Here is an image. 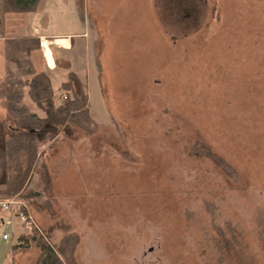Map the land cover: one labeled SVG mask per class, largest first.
<instances>
[{
    "label": "rangeland",
    "instance_id": "374dc122",
    "mask_svg": "<svg viewBox=\"0 0 264 264\" xmlns=\"http://www.w3.org/2000/svg\"><path fill=\"white\" fill-rule=\"evenodd\" d=\"M76 2L98 125L68 124L10 199L55 250L76 235L75 264H264V0ZM27 230L0 207V256Z\"/></svg>",
    "mask_w": 264,
    "mask_h": 264
},
{
    "label": "trees",
    "instance_id": "16d2710c",
    "mask_svg": "<svg viewBox=\"0 0 264 264\" xmlns=\"http://www.w3.org/2000/svg\"><path fill=\"white\" fill-rule=\"evenodd\" d=\"M38 1L2 0V12L33 13ZM39 49L38 37L12 38L4 44L5 75L0 80V104L6 110L5 168L8 183L0 193H5L6 199L21 191L37 157L42 156V148L52 145L59 133L67 130L68 124L87 132L98 125L89 113L85 85L74 73L71 72L61 85L66 100L55 101L48 75L37 72L32 62V51ZM25 95L43 112V116L26 104ZM23 225L28 230L20 234L18 243L11 246L12 253L36 246L39 253L32 264H75L76 235L65 237L55 250L31 221L23 222Z\"/></svg>",
    "mask_w": 264,
    "mask_h": 264
},
{
    "label": "crops",
    "instance_id": "0c3cea01",
    "mask_svg": "<svg viewBox=\"0 0 264 264\" xmlns=\"http://www.w3.org/2000/svg\"><path fill=\"white\" fill-rule=\"evenodd\" d=\"M22 15H27V18L22 17ZM89 36L88 25L78 12L76 0H39L35 11L29 14L3 13L2 0H0V80L5 75V57L3 52L5 41L20 37H38L40 49L32 51V62L37 72L43 71L48 75L55 101L58 102L60 100L61 94H66L61 85L68 80L71 72L81 82L85 83L88 98V76L86 73L85 75L83 74V68L85 67V70L88 69L89 71L93 69V77L96 71L95 64L91 58ZM44 43L48 46L51 63L44 51ZM54 83L58 85L59 93L54 90ZM28 99H30L29 96ZM87 105L89 109V98ZM31 109L43 116V112L39 109L34 107ZM5 121L6 110L0 104V190L3 189L5 184V181L1 179L5 171ZM0 200H5L2 198L1 193ZM20 234L12 245L18 243ZM25 252L30 253V251L12 253L8 250L4 257L0 256V264H20V256ZM32 253H30L31 258L28 259V264H31L34 259V254L32 255Z\"/></svg>",
    "mask_w": 264,
    "mask_h": 264
},
{
    "label": "built area",
    "instance_id": "2783aa9c",
    "mask_svg": "<svg viewBox=\"0 0 264 264\" xmlns=\"http://www.w3.org/2000/svg\"><path fill=\"white\" fill-rule=\"evenodd\" d=\"M66 98H67L66 94H62L61 99L66 100ZM0 207L8 211H13L19 217L22 223L27 221H31L33 223V219L31 218V214L29 213L26 205L20 203L18 200H15L14 198L7 200H0ZM2 238L3 239L8 238V233L7 232L3 233Z\"/></svg>",
    "mask_w": 264,
    "mask_h": 264
}]
</instances>
